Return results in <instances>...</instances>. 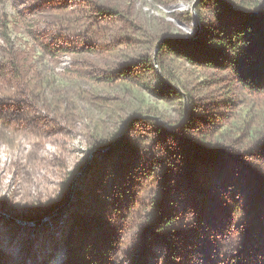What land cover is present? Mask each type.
Here are the masks:
<instances>
[{"label":"rangeland","instance_id":"374dc122","mask_svg":"<svg viewBox=\"0 0 264 264\" xmlns=\"http://www.w3.org/2000/svg\"><path fill=\"white\" fill-rule=\"evenodd\" d=\"M200 2L0 0V264H264V96L159 54Z\"/></svg>","mask_w":264,"mask_h":264},{"label":"trees","instance_id":"16d2710c","mask_svg":"<svg viewBox=\"0 0 264 264\" xmlns=\"http://www.w3.org/2000/svg\"><path fill=\"white\" fill-rule=\"evenodd\" d=\"M206 2L216 4L223 13L219 23L208 24L203 20L200 11ZM229 3L226 0H202L197 8L202 31L192 40L184 38L165 40L159 54L167 50L192 65L230 71L248 93L264 96V0L258 3L255 11L245 10L247 8L243 5H235L237 6L235 9ZM242 10L247 14L241 13ZM231 15L238 19L236 23L225 22ZM81 74L79 73V76ZM120 76L118 78L122 79ZM134 79H137V76ZM228 102L229 99H225L218 109H226ZM102 225L103 230L100 231L98 224L94 226L82 221L77 234L82 237L84 229L88 230L93 233L92 240L97 239V244L99 240V245H106L109 240L104 224ZM119 227L120 225H115L114 231L116 232ZM166 228H170V224H167ZM95 252L94 255H98V248Z\"/></svg>","mask_w":264,"mask_h":264},{"label":"water","instance_id":"95a60500","mask_svg":"<svg viewBox=\"0 0 264 264\" xmlns=\"http://www.w3.org/2000/svg\"><path fill=\"white\" fill-rule=\"evenodd\" d=\"M228 3H229V1L228 0H226ZM233 8H235V9H237L236 8V6H234L233 4H231V3H229ZM194 12H196V5L194 6ZM241 13H243V14H247L246 12H244V11H240ZM169 38H178V37H169ZM169 38H167V39H169ZM180 38V37H179ZM166 39H164L163 41H161V44L165 41Z\"/></svg>","mask_w":264,"mask_h":264}]
</instances>
